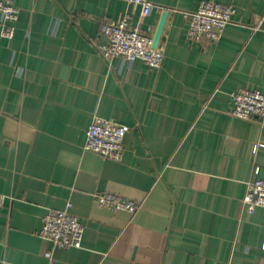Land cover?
I'll use <instances>...</instances> for the list:
<instances>
[{
	"label": "crops",
	"instance_id": "1",
	"mask_svg": "<svg viewBox=\"0 0 264 264\" xmlns=\"http://www.w3.org/2000/svg\"><path fill=\"white\" fill-rule=\"evenodd\" d=\"M3 1L19 9L12 40L0 28L4 264H264V208L242 203L264 178V125L231 115L237 89L264 94V0H149L147 15L126 0ZM204 1L236 13L218 42L190 46L181 12ZM163 11L160 68L104 60L103 23L127 15L154 36ZM96 117L129 128L120 162L84 149ZM66 209L84 225L77 248L40 236Z\"/></svg>",
	"mask_w": 264,
	"mask_h": 264
},
{
	"label": "built area",
	"instance_id": "2",
	"mask_svg": "<svg viewBox=\"0 0 264 264\" xmlns=\"http://www.w3.org/2000/svg\"><path fill=\"white\" fill-rule=\"evenodd\" d=\"M140 8L147 15L154 5L149 0H126ZM236 11L233 7L218 2L204 1L194 12H181L187 22L186 40L192 46L203 47L208 43L218 42L232 23ZM19 9L0 0V28L2 37L12 40ZM101 33L105 40L99 47V53L106 62L118 57L124 62L143 61L150 68H160L164 59L161 41L156 48L152 47L153 37L139 26L131 25L129 16L118 21L105 22L101 25ZM233 108L231 115L244 121H257L264 125V94L258 90L239 88L231 94ZM129 128L111 119L94 118L88 126L84 149L95 152L104 158L120 162L124 155V137ZM100 207L111 211H123L134 214L139 203L122 198L112 193H96L93 195ZM5 196L0 194V208ZM242 203L250 213L258 207L264 208V178L254 177L246 182V190ZM70 204L68 205V208ZM84 234V225L79 218L69 212L49 210L43 219L40 236L50 242L53 247H80ZM264 251V232L261 242ZM0 264L4 262L0 259Z\"/></svg>",
	"mask_w": 264,
	"mask_h": 264
},
{
	"label": "water",
	"instance_id": "3",
	"mask_svg": "<svg viewBox=\"0 0 264 264\" xmlns=\"http://www.w3.org/2000/svg\"><path fill=\"white\" fill-rule=\"evenodd\" d=\"M167 16H168V12L163 11L159 25H158L157 30H156L154 37H153V43H152L153 48H156L162 39V34H163V30H164V26L166 23Z\"/></svg>",
	"mask_w": 264,
	"mask_h": 264
}]
</instances>
